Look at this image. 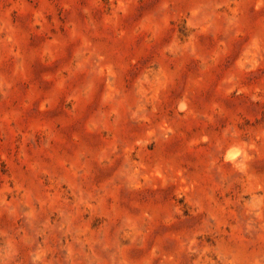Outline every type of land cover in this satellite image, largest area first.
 Masks as SVG:
<instances>
[{"label": "rangeland", "instance_id": "rangeland-1", "mask_svg": "<svg viewBox=\"0 0 264 264\" xmlns=\"http://www.w3.org/2000/svg\"><path fill=\"white\" fill-rule=\"evenodd\" d=\"M0 264H264V0H0Z\"/></svg>", "mask_w": 264, "mask_h": 264}, {"label": "bare ground", "instance_id": "bare-ground-1", "mask_svg": "<svg viewBox=\"0 0 264 264\" xmlns=\"http://www.w3.org/2000/svg\"><path fill=\"white\" fill-rule=\"evenodd\" d=\"M233 150H235V149H233ZM236 150H237V149H236ZM236 150L234 151L235 153H237ZM229 151H230V150H229ZM227 152H228V151H227ZM234 152H231V153L233 154ZM228 153H230V152H228ZM235 153H234V154H235ZM229 155H230V154H227V156H229ZM230 156H231V155H230ZM230 156H229V157H230Z\"/></svg>", "mask_w": 264, "mask_h": 264}]
</instances>
